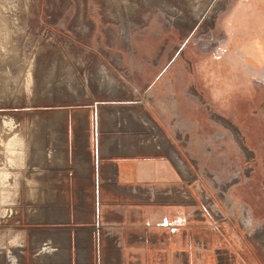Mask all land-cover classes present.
I'll return each instance as SVG.
<instances>
[{"label": "rangeland", "instance_id": "obj_1", "mask_svg": "<svg viewBox=\"0 0 264 264\" xmlns=\"http://www.w3.org/2000/svg\"><path fill=\"white\" fill-rule=\"evenodd\" d=\"M99 182L188 190L264 250V0H0V264L118 259Z\"/></svg>", "mask_w": 264, "mask_h": 264}, {"label": "crops", "instance_id": "obj_2", "mask_svg": "<svg viewBox=\"0 0 264 264\" xmlns=\"http://www.w3.org/2000/svg\"><path fill=\"white\" fill-rule=\"evenodd\" d=\"M146 161L136 160L135 165L128 166L127 173L122 165L127 181L154 178L153 170L162 165H158L156 159ZM147 168L150 172L146 175ZM78 178L82 180L81 175ZM185 192L188 194L185 193L183 199L175 193L170 200L162 199V196L148 201L128 190L99 182L96 215L99 226L92 230L106 234V248L111 249L117 243L118 259L112 256L83 259L81 249L88 245L83 244L80 236V257L76 264H264V250L250 232L231 218H215L201 201L200 204L192 197L190 199L191 194L188 190ZM213 212L217 216L220 214L216 210ZM156 232H164L168 237L164 250L166 259H156L153 248L146 241ZM57 260L60 263L62 258Z\"/></svg>", "mask_w": 264, "mask_h": 264}, {"label": "bare ground", "instance_id": "obj_3", "mask_svg": "<svg viewBox=\"0 0 264 264\" xmlns=\"http://www.w3.org/2000/svg\"><path fill=\"white\" fill-rule=\"evenodd\" d=\"M107 145H109V144H107ZM107 145H106V147H107ZM51 155V154H50ZM178 163H180V165L181 166H183V167H185V165H184V163H183V161H181V159L179 158V162ZM35 180V179H34ZM30 183H33V180H30ZM36 185V184H35ZM31 187V186H30ZM33 188H34V186H33ZM36 189V188H35ZM30 191H32V190H30ZM32 194H33V192H32ZM45 250V249H44Z\"/></svg>", "mask_w": 264, "mask_h": 264}]
</instances>
